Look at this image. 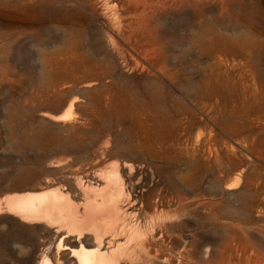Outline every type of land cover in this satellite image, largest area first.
<instances>
[{"label": "rangeland", "instance_id": "374dc122", "mask_svg": "<svg viewBox=\"0 0 264 264\" xmlns=\"http://www.w3.org/2000/svg\"><path fill=\"white\" fill-rule=\"evenodd\" d=\"M117 10L122 15L115 19L111 47V37L93 20L86 0H0L7 38L3 63L20 77V86L0 97V264H34L49 241L44 222L14 216L10 199L33 195L31 189L46 182L90 178L134 146L136 116L128 91L142 75L119 53L127 22L141 33L139 45L172 59L202 55L203 66L208 49L200 44L192 52L190 39L197 33L203 43L214 32L256 38L264 61V0H198L195 9L182 5L150 12L133 5L121 9L118 3ZM12 26L20 31L18 39H12ZM259 115L255 107L237 104L228 120L243 123V132L216 127L209 176L181 181L183 166L173 170L157 163L164 193L187 202H162L178 211L170 228L174 236L192 238L215 263L231 256L264 264V113ZM192 128L202 133L203 150L206 133ZM224 154L233 164L219 169L216 159ZM159 179L140 177L154 201L161 194ZM208 213L212 221L203 217Z\"/></svg>", "mask_w": 264, "mask_h": 264}, {"label": "bare ground", "instance_id": "6f19581e", "mask_svg": "<svg viewBox=\"0 0 264 264\" xmlns=\"http://www.w3.org/2000/svg\"><path fill=\"white\" fill-rule=\"evenodd\" d=\"M86 2L93 20L111 37L112 47L115 19L122 15L117 10L118 3L121 9L133 5L142 12H150L156 7L182 5L195 9L198 0ZM5 29L0 20V97L20 86L19 73L3 63ZM10 29L12 39H18L19 29ZM123 31L124 46L119 53L131 69L142 75L139 85L128 91L136 116L135 144L127 147L129 154L115 156L113 165L101 166L90 178L46 182L31 189L35 194L7 202L15 212L12 214L22 221L41 220L46 226L49 241L34 264H124L127 260L136 264H253L249 259L233 260L231 256L215 263L208 250L199 248L192 238L174 236L170 228L178 211L171 209L174 205L163 206L162 202L177 200L178 205L186 200L164 193L165 180L157 163L173 170L183 166L185 172L179 179L198 181L199 175L212 173V134L216 127L226 125L238 135L243 132V123L228 120L237 111V104L247 110L255 107L262 117L264 61L260 42L248 35L227 37L212 32L203 36L207 37L203 43H198L199 37L194 33L191 51L195 52L200 44L208 49L204 51L208 52L207 62L201 66L202 55L172 59L139 45L141 33H137L132 22H127ZM68 108L70 111L72 106ZM193 126H200L206 133L203 150L202 133L195 134ZM219 141L230 148L223 139ZM216 160L219 169L233 164L230 154ZM141 176L150 177L151 181L156 176L162 181L157 185L161 194L155 201L142 186ZM203 217L212 221L211 213Z\"/></svg>", "mask_w": 264, "mask_h": 264}]
</instances>
